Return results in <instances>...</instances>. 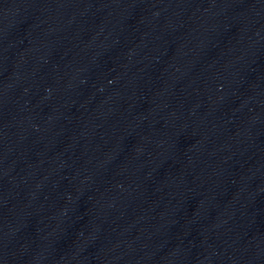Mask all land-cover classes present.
Listing matches in <instances>:
<instances>
[{
    "label": "water",
    "instance_id": "1",
    "mask_svg": "<svg viewBox=\"0 0 264 264\" xmlns=\"http://www.w3.org/2000/svg\"><path fill=\"white\" fill-rule=\"evenodd\" d=\"M264 101V0H228Z\"/></svg>",
    "mask_w": 264,
    "mask_h": 264
}]
</instances>
